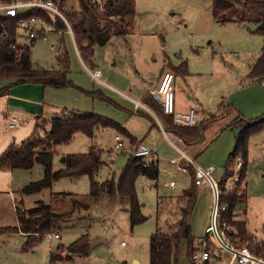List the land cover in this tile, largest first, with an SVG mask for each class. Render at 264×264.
I'll return each instance as SVG.
<instances>
[{"label":"rangeland","instance_id":"obj_1","mask_svg":"<svg viewBox=\"0 0 264 264\" xmlns=\"http://www.w3.org/2000/svg\"><path fill=\"white\" fill-rule=\"evenodd\" d=\"M81 1L61 0V5L64 11L81 12ZM84 2L94 3L95 8L99 0ZM135 11L130 31L126 34L114 33L106 44L95 45L92 61L86 62L89 67L101 70L104 80L138 97L135 91L129 89L131 84H134L133 89L143 92L142 86L158 82L161 67L166 66L168 60L174 64L187 61L190 71L188 79L194 87L195 95L188 89V82L183 76L178 75L176 100L181 93L188 107L191 104L195 108L200 107L199 100L210 107L224 100L225 114L218 119V113H203V122L207 124L202 138L194 146L188 147L176 136H169L190 155L195 156L201 166L215 165L212 176L219 181L237 138L238 128L228 126V123L238 115L253 120L264 114V87L258 79L249 76L253 62L264 48V35L255 32L257 23L253 21H218L212 13V0H135ZM97 25L102 30L114 28L106 20H99ZM20 41L30 45L34 64L45 68L59 67L57 56L66 51L69 55V77L73 84L62 88H43L39 85L40 90H34L32 84L27 83L13 86L14 91L25 87L27 89L23 94L30 91L29 95L41 97L44 102V105L41 104L43 112L41 118L33 117L31 127H11V117L0 116V152L6 149V144L14 137L18 138L19 143L16 144L22 145L35 123L38 124L36 131L25 140L36 142L38 138H45L41 126H49L52 116L61 114L63 109L91 111L121 124L130 119V124L140 132V138H144V143L154 150L146 158L157 161L160 173L157 180L145 175L138 177L137 193L146 219L132 226L130 197L106 192L91 196L88 175L61 177L41 191L24 193L22 189L27 184L44 176L43 165L37 162L32 168H1L0 228L18 225L16 206L30 208L40 200L49 203L60 192L79 195L82 200L89 201L90 208L81 210L75 218L62 223L56 229L60 238L45 234L32 249L23 248L27 241L26 235L20 232H0V264H150V237L158 228L168 230L169 224L179 218L183 205L179 198L184 189L192 185V167H188L187 160L165 137L162 129L157 126L150 129L153 115L147 117L142 108L137 113L132 102L91 77L68 31H49L46 39L38 38L35 43L25 36H21ZM136 68L143 74L139 80L134 78ZM7 83L6 80H0V88ZM90 91H97L98 94L93 96ZM219 93L222 94L220 98ZM4 101L0 100V105ZM17 115L24 117L25 114ZM116 133L117 130L111 126L99 127L95 133L93 141L105 149L103 158L107 161L97 174L99 181L113 174L119 176L131 154L130 142L121 134L127 149L119 152L113 161L107 159L106 149L115 142ZM91 142L87 135L76 132L69 143L57 147L54 168L63 165L64 152H85ZM194 147L200 150V154L194 153ZM247 148L248 199L238 206L237 211L241 218H247L248 228L253 234L264 237V127L249 133ZM172 159L177 160L181 166H187V170L180 169ZM172 180L176 182L175 186L170 185ZM214 204V190L208 181H204L197 186V200L190 215L197 243L210 230ZM85 233L89 234L91 245L88 255L74 254L70 258L51 260V252L58 251L59 244L67 246ZM257 236L255 238L261 243L262 239ZM211 242L214 253L219 246L212 238ZM244 243L248 244V241ZM59 252H62L61 249ZM178 264H196L187 253L186 243L180 250Z\"/></svg>","mask_w":264,"mask_h":264},{"label":"trees","instance_id":"obj_2","mask_svg":"<svg viewBox=\"0 0 264 264\" xmlns=\"http://www.w3.org/2000/svg\"><path fill=\"white\" fill-rule=\"evenodd\" d=\"M11 1V0H0ZM82 0V11H64L69 24L74 32L76 44L84 61L93 58L94 47L97 44H106L114 33L126 34L130 31L132 18L135 15V0H99L93 4ZM97 2V1H95ZM97 8V9H96ZM98 10V13H97ZM212 13L221 22H246L257 23L255 32L264 35V0H212ZM31 15H44L53 22L61 33L68 31L65 21L58 15H50L42 9L33 8L21 12L18 16H7L0 14V21L7 22L10 39L0 47V80L8 83L0 88V95L6 94L10 89L22 83H37L44 87L53 86L57 88L71 86L73 81L69 77V55L66 51L58 54L59 67L45 68L36 66L32 59V50L29 44L21 43L20 18ZM99 20H106L114 26L113 29H100ZM14 44V46H12ZM87 63V62H86ZM170 70L176 74L188 73L187 61H182L179 66H171ZM249 76L264 81V48L257 60L252 64ZM93 96L97 91L90 92ZM146 102L153 107L160 117L165 130L172 136H180L185 144H192L202 136L205 122L194 126L180 125L176 123L173 115L163 111L161 106L149 95ZM73 119H87L93 121L97 126H109L112 119L91 111L71 110L68 115L54 117L48 131L52 139L61 138L67 140L73 135L78 127ZM231 126L240 128L233 150L229 154V160L224 167L225 176L234 173L236 158L241 155L244 159L239 170V189L226 190L224 187L225 177L218 181L220 188V203L227 204L225 210L220 211V223L224 235L234 245H242L244 242L252 243L255 235L248 230L246 218H241L237 211L238 206L248 199L246 188L247 163H248V136L249 133L261 130L264 127V114L253 120H247L241 115L236 116ZM124 135L130 137L127 130L120 128ZM57 149L53 143H31L24 141L22 145L10 147L0 154V168H32L35 163H41L44 167V176L34 182L27 184L22 191L33 193L52 186L53 182L61 177L77 178L88 175L90 179V195L98 196L102 192L110 195L130 197L129 211L131 224L134 226L146 219L142 212V204L138 198L136 182L140 175L157 180L159 177V165L155 159L148 160L146 156H128L125 166L119 176L113 174L103 181L97 180L100 168L107 164L103 158L104 149L96 143H92L85 152H70L63 154V165L54 168V157ZM193 172L192 185L185 188L179 202L180 216L176 222L169 224L168 230L158 228L150 237V264H178L180 250L184 243L187 245V253L192 258L193 253L200 247V242L208 241V249L213 253L212 242L209 231L202 241L197 243L193 232L190 215L197 200V185ZM18 225L15 227H2L0 232H21L27 236L24 249H32L43 236L56 230L62 223L68 222L77 216L81 210L90 208L89 201L82 200L79 195L71 192H60L54 195L52 202L38 201L30 208L16 206ZM264 232V222L262 225ZM257 246V251H264V239ZM66 250V255L62 252ZM91 245L89 234L85 233L71 242L69 245H58V251L51 252V260L70 258L74 254L88 255ZM207 264H210L208 261Z\"/></svg>","mask_w":264,"mask_h":264},{"label":"built area","instance_id":"obj_3","mask_svg":"<svg viewBox=\"0 0 264 264\" xmlns=\"http://www.w3.org/2000/svg\"><path fill=\"white\" fill-rule=\"evenodd\" d=\"M38 8L42 9L50 15L60 16L68 26V32L70 33L77 50V53L80 55V51L76 44L74 32L69 24V21L65 15L63 7L61 5V0H11V1H2L0 2V14L7 16H18L21 12L27 11L29 9ZM7 22L0 21V47L10 39ZM21 36L35 41L38 38H47V33L49 31H57L56 25L49 21L44 15H31L30 17H22L19 21ZM14 46V44H12ZM53 48V46H52ZM89 73L98 81L106 83L102 78V72L99 69H94L89 67L87 64H84ZM264 84V81L261 82ZM154 100L161 106L163 111L167 114L173 115L176 123L180 125L194 126L196 124L202 123L204 120V114L199 108H190L186 112H180L176 109V94H175V75L170 70H165L162 72L160 81L151 92ZM150 111L155 115L154 111L149 108ZM203 114V117H202ZM156 116V115H155ZM22 119L14 116L11 127L18 126L22 123ZM167 138L173 146H175L181 153L182 157L187 160L188 167H192L195 175L196 185H202L204 181H208L212 186L215 193V204L211 211L210 218V240H214L219 246L216 248V251L212 253L208 249V241L203 240L200 242V247L198 251L196 250L192 255V260L196 264H207L208 261L210 264H264V251H257V246L259 243L258 239H254L251 244H242L234 245L230 240H228L221 228L220 223V211L227 208V204L220 203V188L218 181H216L212 172L215 169V165L209 164L208 166H201L198 164L193 156H191L185 149L180 147L174 139H172L167 133ZM180 142H184L183 138L176 136ZM114 143L109 146L107 159L113 161L117 154L125 149H127L122 135L120 133L114 136ZM130 152L134 156H148L152 154V149L145 144L143 141L136 143L134 146L130 147ZM173 162H176L180 169L187 170V166H181L179 162L175 159H172ZM244 159L241 155H238L236 158L234 173L230 176H225V170L223 168L222 177H225L224 187L226 190L234 191L239 189L240 175L239 170L242 167ZM171 186H175L176 182L174 180L170 181ZM49 234L52 238H60L61 235L58 231L53 230ZM122 244H125L122 241ZM223 251V253H221ZM63 255H66V250L62 251ZM226 256L225 258L223 256ZM227 257L228 260H227Z\"/></svg>","mask_w":264,"mask_h":264},{"label":"crops","instance_id":"obj_4","mask_svg":"<svg viewBox=\"0 0 264 264\" xmlns=\"http://www.w3.org/2000/svg\"><path fill=\"white\" fill-rule=\"evenodd\" d=\"M33 43H35V41H33ZM81 61L83 62V64H87L84 59L82 58L81 54L79 55ZM182 63V61L179 63V64H174V63H171L169 60L167 62V65L165 66H162L161 67V73H160V77L158 79V82L155 83V82H151L150 85H146V86H142V91L139 90V89H133V86L134 84H131L129 89L132 90V91H135L138 95V97H134L132 96L130 93L126 92V90H124V88H120L110 82H108L107 80L106 83H102L100 81H98L97 79H95L91 74V77L95 80V81H98L99 83H102L104 85H107L108 88L112 89L113 92L117 93V94H120L121 96L125 97L127 100H129L130 102H132L134 104V108H135V111L137 113L140 112V109L142 108L144 110L143 114L146 115L147 117H150L151 115H153L151 121L153 122L150 129L153 128L154 126H157L159 127L160 129H162L165 137L166 136V133L167 131L165 130V127L160 119V117L156 114V112L154 111L153 107L150 106V104H148L146 102V99L149 95H151V92L152 90L157 87L159 81H160V78H161V75H162V72L165 71V70H168L170 69V67L173 65V66H179L180 64ZM254 63V62H253ZM88 65V64H87ZM94 66V64H93ZM135 66V65H134ZM96 69V68H94ZM130 70L133 72V69L130 67ZM190 74V71H189V66H188V73L187 74H183V73H179V74H176L175 76V94H176V91L178 89V75H181L183 76V78L185 79L186 82H188L187 86H188V89H190V92L192 93V95H195V90H194V87L192 85V83L189 81L188 79V76ZM132 75V74H131ZM133 76V75H132ZM134 78H143V74L142 72H140L139 69L136 68V74L134 76ZM27 84H32L34 90H40V87H38L39 85L40 86H43L42 84H37V83H27ZM37 84V85H36ZM261 85L264 87V84L261 83ZM27 86V85H26ZM121 87H124L121 85ZM43 88H45L43 86ZM27 88H23V89H19V90H16L14 91L12 88L10 89V91L6 94H3V95H0V100H5L1 105H0V116H6V117H11V123H12V120H13V117L14 116H17L19 118L22 119V123L20 124V126H28V127H31L33 125V117H36V118H41V115H42V112H43V107L41 108V104L44 105V102H43V99L41 97H38V96H31L29 95L30 91H28V94H23L24 93V90H26ZM29 89V88H28ZM180 91V90H179ZM91 92V91H90ZM91 94V93H90ZM222 94H218V97L220 98ZM223 97V96H222ZM197 99L199 100V98L197 97ZM10 100H14L13 103H11ZM200 101V107L199 109H201L203 112H212V113H218L219 117H222L224 116L225 113H223V110H224V100L220 101V103H218L217 105L213 106V107H210V106H206L204 104V102H202L201 100ZM192 101H190L191 103ZM31 106V107H30ZM194 106L193 105H189L188 107V104H186V101H185V98L184 97H181V93H179L178 97H177V100H176V109L177 111H180V112H186L188 111L190 108H193ZM151 108L155 115L150 111ZM71 110H67V109H63L61 114H55L52 116L51 118V122H50V125L49 126H41L44 128V131H45V138H38V141H36L35 143L37 142H40V143H53V145L55 146V148L57 149V147L62 144V143H69L75 136V133L76 132H82L83 134L87 135L89 139H91V144L92 143H96V144H99L101 147L102 145L96 141H93V139L95 138V133L99 130V127H103V126H97L93 123V121L91 120H87V119H73V123L77 125L78 127V130L71 136H68L67 137V140H61V138H57V139H52L49 137V129L51 127V123H52V120L54 117H60V116H64V115H68L69 112ZM34 114V116H30V114ZM17 114H25L23 115L24 117L22 116H19ZM27 115V116H26ZM151 118V117H150ZM112 124L109 125L111 127H114L116 130H117V133H120L122 135L123 132L120 130V128H123L125 130H127V132L129 133V135L131 137H133L135 139L134 142H132V140L130 139V137L126 136V139L130 142V147L134 146L136 143L140 142V141H143L144 142V138H140V132H138V130L130 124V119L127 120V122L125 124H121L119 122H116L114 120H112ZM232 122V121H231ZM230 122V123H231ZM230 123H228V126L230 125ZM207 124V123H206ZM11 126V125H10ZM109 126H106V127H109ZM206 126V125H205ZM204 126V127H205ZM16 127V126H15ZM38 127V124L35 123V125L33 126L32 128V131L30 133V135H32L36 129ZM149 129V130H150ZM204 129V128H203ZM203 129H202V135H203ZM31 130V128H30ZM148 130V131H149ZM143 133V132H142ZM168 134V133H167ZM29 136L25 137L24 141H26L25 139H28ZM170 135V134H168ZM202 138V136H201ZM200 138V139H201ZM199 139V140H200ZM8 140V139H7ZM22 140V139H21ZM197 140V141H199ZM18 141V138L17 137H14L10 142L9 144H6V149L1 151L0 154L4 151H6L8 148L10 147H16L19 146V144H16V143H19L17 142ZM29 141V140H28ZM196 141V142H197ZM194 142V143H196ZM8 143V142H7ZM31 143H34L33 141H31ZM185 144L186 146L190 147V146H194L193 144ZM103 148V147H102ZM104 149V148H103ZM152 149V148H151ZM105 151V149H104ZM106 151L108 152V147L106 149ZM194 153L196 155L200 154V150L195 148L193 149ZM154 153V150L152 149V154ZM63 154H66L65 152ZM192 156V155H191ZM184 158V157H183ZM195 158V156H194ZM196 160V158H195ZM1 169V168H0ZM216 169V167H215ZM214 169V170H215ZM221 179V178H220ZM197 187V186H196ZM247 188V187H246ZM244 212H246V209L244 210ZM247 220V218H246ZM264 222V221H263ZM247 225H248V220H247ZM263 225V224H262ZM248 230L250 231V229L248 228ZM252 233V231H250ZM21 233V232H20ZM23 234V233H21ZM253 234V233H252ZM255 235V234H254ZM257 236V235H255ZM258 237V236H257ZM260 239H264V237H258ZM124 245V244H123ZM182 250V249H181ZM134 261H138L137 259H135ZM139 262V261H138Z\"/></svg>","mask_w":264,"mask_h":264},{"label":"water","instance_id":"obj_5","mask_svg":"<svg viewBox=\"0 0 264 264\" xmlns=\"http://www.w3.org/2000/svg\"><path fill=\"white\" fill-rule=\"evenodd\" d=\"M240 130H241L240 128L237 129V135L239 134Z\"/></svg>","mask_w":264,"mask_h":264}]
</instances>
